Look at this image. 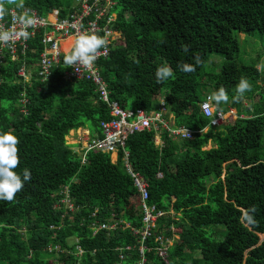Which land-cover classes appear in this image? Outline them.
<instances>
[{
  "label": "trees",
  "instance_id": "1",
  "mask_svg": "<svg viewBox=\"0 0 264 264\" xmlns=\"http://www.w3.org/2000/svg\"><path fill=\"white\" fill-rule=\"evenodd\" d=\"M77 1L22 0L40 15L58 10L61 17L80 12ZM113 1L121 38L97 62L110 99L151 110L163 97L176 124L192 131L179 141L164 131L161 146L153 130L127 140L128 162L149 182L147 202L166 214L143 241L142 193L123 151L117 161L93 150L83 157L67 142L79 127L101 136L110 113L91 82L64 76L65 56L41 81L40 30L26 48L15 44L0 57V133L19 139L15 171L31 172L13 201L0 200V264H139L142 256L145 264H264V67L238 61L239 35L245 43L264 35V0ZM212 54L225 58L218 72L207 69ZM197 55L203 63L195 72L180 71ZM164 63L173 76L157 83ZM241 77L252 90L234 102ZM221 86L229 94L221 112L235 106L238 117L214 124L201 104ZM252 206L257 225L246 227L239 209ZM94 224L107 227L95 231Z\"/></svg>",
  "mask_w": 264,
  "mask_h": 264
},
{
  "label": "built area",
  "instance_id": "2",
  "mask_svg": "<svg viewBox=\"0 0 264 264\" xmlns=\"http://www.w3.org/2000/svg\"><path fill=\"white\" fill-rule=\"evenodd\" d=\"M77 6L81 9L80 12H74L68 16L61 17L57 10L47 14V16H40L32 10L36 17L37 23L35 27H30L28 30L32 33L31 38L36 36V33L43 30L41 43L43 45L42 53L40 54V72L48 76L51 73L53 65H55L63 54L71 53L75 46V42L82 33H95L104 37L107 40V46L99 50L98 59L91 69L81 68L80 72L75 71L70 67L68 74L77 80L90 81L95 86V91L100 100L105 102L108 106L110 119L100 122L101 136L93 138L85 143V149L102 151L107 153H115L116 155L122 150L127 166V171L133 177L136 186L142 193V204L144 209V229L140 233L144 241L151 234L152 228L155 226L159 217L166 214L162 210H158L155 205L147 202L149 198V182L138 172L134 171L132 165L128 162L129 152L126 149V140L134 133L150 129L151 127L158 128V123L167 127L170 133L175 137L188 138L192 137V131L183 128H170L165 121L163 114L166 111L165 103L163 102L160 109L157 111L148 112L144 109L133 110L124 108L118 101L110 99L107 83L104 81L97 62L110 54V45L120 38V34L114 29L115 14L112 13L114 6L113 0H78ZM78 9V10H79ZM14 14L12 13L11 16ZM6 27H12V24H7ZM29 40V39H28ZM62 47L65 42H67ZM15 44L25 46L26 41L17 40L9 46H0V57L3 50L8 48L13 54ZM24 75V71L19 72ZM208 102L204 101L201 104L204 114L213 118L214 124H220L226 120L227 115L221 112V116L209 115L203 109V105ZM161 176V174H159ZM67 200L65 199V202ZM106 224H94L95 231L101 228H106ZM145 247L140 248V252L144 255ZM160 255L165 257L167 254L166 248H161ZM145 256H142V261L139 264H145Z\"/></svg>",
  "mask_w": 264,
  "mask_h": 264
},
{
  "label": "clouds",
  "instance_id": "3",
  "mask_svg": "<svg viewBox=\"0 0 264 264\" xmlns=\"http://www.w3.org/2000/svg\"><path fill=\"white\" fill-rule=\"evenodd\" d=\"M13 5L16 8L20 9L21 11H16L15 9H12L10 11L9 6H13ZM115 5L116 3L114 2L113 9L115 8ZM113 9H112V13L115 14V16H117V13L113 11ZM32 10L38 14V12L34 9L25 8L22 0H19V2L18 0H0V46H9L12 43L16 42L17 40L27 41L28 39L31 38L32 33L28 29L30 27H35L37 23L36 17L33 14ZM53 11L49 12L48 14L52 13ZM12 13L14 14L13 16H11ZM8 15H10L9 21H10V24H12V27H6L4 24L5 18ZM40 16H47V14L40 15ZM116 32L120 34V32H118L117 30ZM120 38H121V34H120ZM106 46H107V40L100 35H97L95 33H88V32H85L79 35L71 53H66L62 55V56H65L64 64L66 65V67H68V69L67 68L64 69V76L67 79L71 77L68 74L70 67L73 68L77 72H80L81 68H84V69L93 68L96 60L98 59L99 50L102 48H105ZM181 47L185 53L189 51V45H182ZM42 50H43V47H42ZM41 53L42 51L38 54L36 73H37V76L41 78V81H45L49 78L51 73L48 76L41 74L40 66H39ZM194 59H195L194 64L193 63H181L180 65H178L180 71L184 73L195 72L197 69V66L202 65L203 61L201 57L198 55ZM258 67H264V66H258ZM172 76H173V69L167 63L162 64L155 71V77H156L157 83H162L168 80L169 78H171ZM29 77H26L25 80L30 79ZM251 90H252V84L250 83V81L245 77H241L239 80V83L236 85L235 95L232 97V100L234 102H240L244 98L245 94L247 92H250ZM109 96H110V92H109ZM159 99H160L159 104L154 105L153 109L146 110V111L148 112L157 111L160 109L162 103L164 102L166 106V111L164 112L163 117L165 121L168 123L169 127L170 128L185 127V126H178L176 124V120H175L176 117L170 111V108L168 107V104L166 103L165 99L163 97H160ZM207 101L208 102H206L203 105V109L205 110V112L209 115L216 116L217 114H219V116H221L220 106L222 104L229 103L228 91L223 86H221L217 91L213 92L210 96L207 97ZM231 110L225 113L227 117H232L233 111L231 112ZM230 112H231V115H229ZM237 117H238V113H236L235 118ZM225 121H223L222 123H224ZM80 128H83L84 130H86L85 131L86 138L83 141H79L76 139L74 143H70V144L73 146H77V149L73 148L74 150H77L79 152L83 151V157H84V155L87 152L84 146L85 143L90 139L99 138L100 135L92 137L90 136V132L88 128L79 127L77 129H80ZM77 129H73L71 131H74ZM152 130L155 131V141H156V144L159 146L164 144V141L162 139V135L164 131H167L169 136L173 140L179 141V140L186 139V138L173 136L170 133L171 131H169V129L165 127L163 123L162 124L160 123V125L158 123V128H155L153 126L150 129H145L143 131H152ZM18 144H19L18 137L11 131L0 133V200L5 201V202L13 201L17 193L23 190L24 183L31 179V172L28 168L23 169L22 175L18 173L17 171H15L19 167V164H20ZM99 152H102V151H99ZM103 153H107V152H103ZM109 154L112 156V154H115V153H109ZM118 157H119V154L117 155V159H115V161L118 160ZM112 161L114 160L112 159ZM239 211L241 213L240 222L242 224H244L246 227L257 225V221L255 220V216H254V214L257 211L255 206H252L251 208H247V209L240 208Z\"/></svg>",
  "mask_w": 264,
  "mask_h": 264
},
{
  "label": "rangeland",
  "instance_id": "4",
  "mask_svg": "<svg viewBox=\"0 0 264 264\" xmlns=\"http://www.w3.org/2000/svg\"><path fill=\"white\" fill-rule=\"evenodd\" d=\"M240 41H241V54L238 56V61L245 62V63H252V62H260L261 66H264V35H254L253 37H250L248 39V42H244L246 35L241 34L239 35ZM225 62V58L223 56L217 55V54H212L210 56V59L207 63V69L209 71H219L221 67L223 66ZM160 103V99H155L154 105H157ZM237 108L234 106V108L231 110L233 111L232 118L230 119H235L236 113H237ZM231 112L229 115H231ZM86 130L83 128L70 131L69 135L67 136V142L70 144L71 139H77L79 141H83L86 138ZM75 142V141H73ZM79 143V142H78ZM213 146V143L210 142L209 145L206 148H211ZM74 149H77V146H73ZM111 156L112 159L115 161L117 157ZM215 238L217 239H222L223 238V233H217L214 235Z\"/></svg>",
  "mask_w": 264,
  "mask_h": 264
},
{
  "label": "crops",
  "instance_id": "5",
  "mask_svg": "<svg viewBox=\"0 0 264 264\" xmlns=\"http://www.w3.org/2000/svg\"><path fill=\"white\" fill-rule=\"evenodd\" d=\"M66 43H68V41L67 42H65L64 44H63V47H64V45L66 44ZM73 141H76V139H71V143H74ZM112 156H114L113 154H112ZM115 157H117V155H115Z\"/></svg>",
  "mask_w": 264,
  "mask_h": 264
},
{
  "label": "bare ground",
  "instance_id": "6",
  "mask_svg": "<svg viewBox=\"0 0 264 264\" xmlns=\"http://www.w3.org/2000/svg\"><path fill=\"white\" fill-rule=\"evenodd\" d=\"M65 46V45H64Z\"/></svg>",
  "mask_w": 264,
  "mask_h": 264
}]
</instances>
